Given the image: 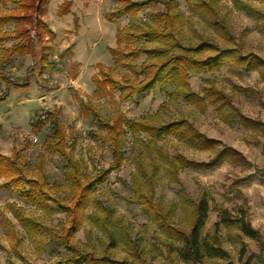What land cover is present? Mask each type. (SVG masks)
I'll return each mask as SVG.
<instances>
[{
    "label": "rangeland",
    "instance_id": "obj_1",
    "mask_svg": "<svg viewBox=\"0 0 264 264\" xmlns=\"http://www.w3.org/2000/svg\"><path fill=\"white\" fill-rule=\"evenodd\" d=\"M63 1L46 0L43 12L34 15L41 22L42 32L43 26L53 32L52 38L45 35L40 40L34 23L26 20L9 22L1 27L8 38H0V45L10 47L17 43L20 40L17 33L27 29L34 41V53L15 55L7 65L0 67V71L14 83L8 88L7 97L0 102V153L8 156L14 149L20 150L27 164L28 177L45 174L49 184L61 186L59 197L68 199L64 162L45 142V137L51 133L48 113H55L61 122L67 151L86 166L85 173L92 175L108 168L112 158L107 133L93 121L88 109L95 110L102 120L107 121L120 115L126 133L123 160L98 183L94 197L112 211L111 223L118 237L124 234L135 242L137 251L147 262L168 263L162 245L163 235L140 205L126 200L133 194L131 177L135 172V159L139 151L144 155L140 144L148 139L142 133L139 142L133 141L128 122L149 115L158 123L186 119L207 137L218 140L220 145L234 147L250 163L258 166L264 163V137L257 136V139L254 131L237 118L223 119L209 103L200 110L183 95L175 93L171 85L155 87L121 100L118 87L143 78L141 64L160 58V44L141 36L134 41L126 39L121 29L128 26L129 16L109 20L108 13L122 0H68V9L61 5ZM174 1L180 17L176 35L180 45L210 38L221 47H236L241 54L253 53L264 60V0H213L218 16L227 22L234 36L233 43L213 35L209 25L188 8L185 0ZM243 5L259 11L261 17H250L242 9ZM13 9L11 1L0 0V15ZM162 11H165L163 4L154 1L137 12L134 20L144 27ZM116 47L121 51L119 62H115L116 57L110 51ZM98 64L117 82L116 89H108L99 81ZM188 83L199 95L213 86L230 98L241 114L264 122V69L258 67L241 72L239 66L229 68L224 65L216 71H189ZM5 89L4 81L0 80V94ZM42 114L46 117L41 118ZM38 119L44 120L40 131L34 127ZM35 137L36 141L33 140ZM158 145L166 147L171 154L180 153L195 161H206L209 156L208 151H198L170 136L158 139ZM156 180L154 199L164 209H171L175 225L185 229L190 227L188 203L178 196L180 187L192 199L201 193L209 198L205 232H213V223L220 220L221 212L231 219L230 224L222 225L219 230L220 244L229 256L226 259L204 257L198 264H225L228 261L264 264V176L252 167L225 161L212 170L183 169L178 173L179 182H171L163 172ZM11 203L58 235H62L67 226L65 213L59 210L45 213L31 206L0 178V264H50L67 255V250L56 237L52 240L46 235L38 242V237L27 235L12 217ZM3 218L9 219L14 226L22 258L10 250L12 240L2 224ZM241 218L259 233L261 241L240 231L238 219ZM119 241L116 248L107 249L102 234L87 219L73 235V244L80 249L93 251L97 256L110 254L118 259L129 249L122 238ZM175 263L193 264L177 259Z\"/></svg>",
    "mask_w": 264,
    "mask_h": 264
},
{
    "label": "trees",
    "instance_id": "obj_2",
    "mask_svg": "<svg viewBox=\"0 0 264 264\" xmlns=\"http://www.w3.org/2000/svg\"><path fill=\"white\" fill-rule=\"evenodd\" d=\"M5 1H11L14 4V9L12 12L0 15L1 39L8 38L5 31H1V27L9 22L15 23L20 20L34 23L35 28L39 31L37 36L40 40H43L45 35H49L50 38L54 37L53 32L46 26H43L44 32H42L40 20L34 17V15L43 12V5L46 0ZM154 1L161 2L165 11L156 14L153 21L144 27L137 24L134 20L137 12ZM185 2L193 13L200 15L204 22L209 25L213 35L222 38L227 43L235 41L227 22L218 16L217 7L213 0H185ZM61 5L68 9L70 2L64 0ZM242 9L252 18L261 17V13L249 5H243ZM125 15L130 17L128 26L121 29L126 39L134 41L137 36H141L158 42L161 48V56L155 61L141 64L143 78L139 82L130 80L118 87L121 100H126L133 94L146 93L155 87L165 88L171 85L175 93L183 95L186 100L200 110H204L209 103L223 119L235 120L234 118H237L238 121L254 131V136L257 139L260 136L264 137V122L262 120L241 114L232 105L231 99L213 86L207 88L203 95H199L191 90L188 83L189 71H216L224 65H228L229 68L239 66L241 72H249L258 67L262 70L264 69L263 59L253 53L241 54L236 47H221L216 40L210 38L188 43L185 46L180 45L176 40L180 17L174 0H122L116 8L108 13V18L115 20ZM17 35L20 39L17 43L10 47L0 45V67L7 65L15 55L23 56L34 53V41L29 36L28 30L22 29ZM110 51L112 56L116 57L115 62H119L120 49L116 47ZM98 66L99 81L105 84L108 89H116L117 82L109 77L101 64ZM0 80L4 81L6 87L5 91L0 94V102H3L7 97L8 88L14 83L1 71ZM88 110L91 111L93 121L106 131L112 158L108 168L100 169L95 175L85 173L86 166L74 159L73 155L67 151L65 132L55 113L51 112L47 115L50 119L51 133L45 137V142L64 162V184L68 188V199L59 197L61 186L56 183L49 184L45 174H40L37 178L28 177L27 164L20 150L14 149L8 156L0 153V178L5 180V184L10 186L18 197L45 213H51L54 210L65 213L67 226L63 229L62 235L49 230L44 224L28 216L21 207L14 203L9 204L11 215L27 235L33 238L38 237V242H41L40 239L46 235L52 240H55L56 237L61 242L68 253L50 264H154L147 262L139 254L136 243L131 241L128 236L124 234L121 237L117 236L111 223L112 211L105 208L94 197L93 192L98 183L103 181L112 170L120 166L123 160L126 133L120 115L111 121H107L102 120L95 110L91 108ZM42 121L44 120H37V125L34 126L36 131H40ZM128 128L133 141L136 143L139 142L142 133L147 135L148 139L140 144V150L144 152V155L142 156L139 151L140 156L138 155V158L135 159V172L131 177L133 194L132 198H126V200L140 205L150 222L163 235L162 245L169 262H162L161 264H176L175 259L183 262L189 261L193 264L200 263L204 257L226 259L229 254L220 244L219 230L222 225L230 224L231 219L224 212H221L220 220L213 223V232H205L209 198L205 193H201L192 199L180 187L178 196L179 199L188 203L190 227L185 229L175 225L171 209H164L154 199L157 176L163 172L171 182H179L178 173L183 169L212 170L225 161L252 167L256 173L264 176V163L260 166L253 165L240 151L232 146L220 145L218 140L207 137L191 122L183 118L158 123L150 115L142 116L130 120ZM169 136L198 151H208V159L195 161L180 153H169L166 147L158 145V139ZM262 148L264 150V145ZM86 219L102 234L107 249L116 248L120 238H122L124 244L129 246L126 255L120 259L110 254L97 256L93 251L80 249L74 245L73 235ZM238 223L240 231L245 236L255 238L258 242L261 241L259 233L249 223L244 222L242 218L238 219ZM2 224L12 240L10 250L17 257L22 258L18 250L20 240L14 231V226L6 218H3ZM122 227L124 228V226ZM25 264L31 263L26 262ZM225 264L233 263L228 261Z\"/></svg>",
    "mask_w": 264,
    "mask_h": 264
},
{
    "label": "built area",
    "instance_id": "obj_3",
    "mask_svg": "<svg viewBox=\"0 0 264 264\" xmlns=\"http://www.w3.org/2000/svg\"><path fill=\"white\" fill-rule=\"evenodd\" d=\"M41 118H45V114H42V115H41ZM33 140L36 141L37 138L35 137Z\"/></svg>",
    "mask_w": 264,
    "mask_h": 264
}]
</instances>
